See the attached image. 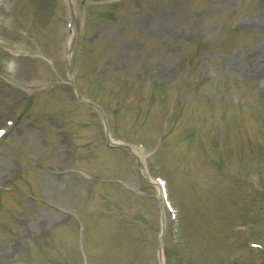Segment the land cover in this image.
<instances>
[{
    "label": "rangeland",
    "instance_id": "1",
    "mask_svg": "<svg viewBox=\"0 0 264 264\" xmlns=\"http://www.w3.org/2000/svg\"><path fill=\"white\" fill-rule=\"evenodd\" d=\"M71 3L68 6L65 0H0V127L9 118L17 122L10 133L9 145L0 149V189L6 187L17 171L24 170L29 161H40L34 173L37 180L36 176L29 177L33 186V191L29 192L40 198L26 197L24 206L20 207L24 211L19 215V228L13 239L19 241L23 251L33 239H40L43 244H51L52 237L63 244V240L71 239L69 248L63 246L59 254L51 247L50 256L59 257L58 261L63 264H81V247L74 239L76 222L66 209L82 211V196L77 197L79 201L74 197L65 198L57 187V180H49L50 183L48 172L43 174L42 171L52 165L67 170L77 162L78 171L92 169L105 177L120 173L117 174L120 177L115 175V178L127 180L123 154L105 149L97 140L99 123L92 110L73 100L75 96L69 82H52L65 77L62 50L67 35L66 23L73 21L70 56L76 68L69 76L72 79L76 75L82 90L104 104L107 110L110 109V97L101 86L107 85L109 90L115 88L120 102L124 97L132 99L128 105L136 108L138 99L134 100L133 96L150 97L158 93L160 98L167 97L172 91L153 88V84L182 82L185 77L189 87L194 88L189 90L198 104L195 102L193 109L189 103L182 106L179 120L173 127L179 140L191 137V131L200 125L202 119L197 110L206 113V119L210 121L218 114H223L229 121H226L227 126L219 125L216 134H211V140L204 144L206 151L199 140L193 138L188 139L181 151L176 139L171 138L172 132L163 139L173 123L165 121L159 126L160 121L155 115L164 111L162 103L150 100V105L146 106L147 110L153 107L151 116L158 123L142 115L139 118L126 116L125 125L115 134L128 136L124 139L127 142L140 140L148 148L155 149L149 172L167 180L178 217L171 219L160 204L153 176L145 173L139 178V168L129 184L144 197L140 202L118 187H100L94 207L101 213L89 220L90 229L82 244L87 264H160L158 246L163 224L166 264L264 263V257L248 244L255 238L264 240V214L254 208L255 205L264 208V203L255 199V205L252 204L253 197L262 196L233 188L236 184L228 188V183L224 184L223 180L221 155L217 152L214 155L208 147V144L216 146L226 139L231 151L226 154V159L232 171L239 169L242 160L248 158V144L254 133L253 125L247 119L249 110L231 111L234 113L230 116L232 124L230 109L220 111V108L239 98H249L264 85V0H71ZM109 5L114 6L109 8ZM233 29L245 34L237 36ZM76 47L85 54L81 73ZM7 49L18 56L8 55ZM41 53L60 62L59 66L57 64L61 69L59 76L53 68L48 69V63L39 56ZM186 56L192 59L197 77H191L192 67L187 66ZM95 65L99 67L97 82L92 73ZM34 84L38 86L32 87ZM132 84L136 85L134 90ZM26 95L34 97L30 107L26 104ZM131 110L133 108L125 112ZM21 111L22 116L18 118ZM254 114L264 120L260 107ZM69 116L74 120L68 122L67 128L53 124L57 117L62 120ZM239 118L245 122L240 123ZM69 136L78 144L75 161V147ZM199 136L205 140L203 134ZM44 142L51 143V148H43ZM17 145H21L22 150ZM257 145L261 149L257 154L264 162L263 144ZM12 146L18 150L6 156L13 151ZM140 152L137 144L131 146L132 158L137 161L142 158ZM207 156L221 166L219 172L206 166ZM243 167L250 178L259 175L250 163ZM72 176L67 178L68 181L73 188H79L77 193H81L82 184L75 175ZM262 184L264 186V182ZM49 189L50 194L43 197L41 193H47ZM261 190L264 192V188ZM243 199L251 203L239 202ZM116 209H120V215ZM240 210L241 215H245L243 222L253 227L249 239L241 234L239 227L234 228L240 222ZM123 215L129 219L124 220ZM79 218L89 225L83 216L79 215ZM10 224V220L2 222L1 230ZM61 225L66 232L70 230L71 237L61 233ZM11 232L12 227L4 233ZM225 232L234 243L228 240ZM10 245L11 242L7 246L0 244V255L10 251ZM35 258L39 264H45L38 254ZM52 262L56 264L55 260Z\"/></svg>",
    "mask_w": 264,
    "mask_h": 264
}]
</instances>
